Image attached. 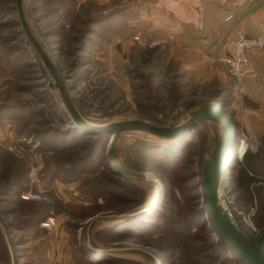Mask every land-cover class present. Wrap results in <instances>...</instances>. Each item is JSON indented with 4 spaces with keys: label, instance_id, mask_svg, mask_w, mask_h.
Masks as SVG:
<instances>
[{
    "label": "rangeland",
    "instance_id": "1",
    "mask_svg": "<svg viewBox=\"0 0 264 264\" xmlns=\"http://www.w3.org/2000/svg\"><path fill=\"white\" fill-rule=\"evenodd\" d=\"M23 1L33 32L66 84L73 85L72 98L92 124L141 118L176 126L202 104H217L228 113L236 122L238 145L242 140L253 145L246 153L261 172L250 189L238 186L236 156L220 188L222 206L254 240L264 233V51L255 56L258 67L253 59V71L238 83L217 57L188 59L167 34L142 28L140 0ZM13 6L16 0H0V264H188L206 253L221 254L217 245L187 259L193 238H204L200 227L208 213H200L202 186L193 189L201 176L182 178L197 164L201 171L222 127L202 123L186 133L179 139L187 144L181 162L168 169L158 165L168 154L153 146L161 140L124 134L116 147L119 165L157 180H129L112 172L110 131L101 132L93 158L75 164L100 133L79 140L69 134L72 118L21 34L17 11L9 10ZM150 48L158 52L150 56L145 53ZM61 141L71 142V148L53 150ZM140 162L153 171L136 169ZM28 193L38 196L23 200ZM50 218L54 225L44 226ZM238 259L226 253L218 264Z\"/></svg>",
    "mask_w": 264,
    "mask_h": 264
},
{
    "label": "water",
    "instance_id": "2",
    "mask_svg": "<svg viewBox=\"0 0 264 264\" xmlns=\"http://www.w3.org/2000/svg\"><path fill=\"white\" fill-rule=\"evenodd\" d=\"M15 9L23 32L34 47L43 64L50 73L52 89H58L62 101L70 114L74 125L86 133L110 131L113 137L108 149L113 170L125 177L153 179L156 178L119 165L116 159V147L120 138L127 133L141 132L155 136L162 142H175L186 133L202 123L215 122L223 129V136L210 156L203 161L200 184L203 188L205 211L217 232L227 245L233 249L246 264H264V233L257 240L252 239L229 216L220 202L219 191L230 166L236 159L239 145L237 142L236 122L217 104H202L189 112V117L176 126H163L141 118H131L96 126L83 117L78 110L71 90L73 85L66 84L56 63L43 47L33 32L25 14L24 1L16 0Z\"/></svg>",
    "mask_w": 264,
    "mask_h": 264
},
{
    "label": "crops",
    "instance_id": "3",
    "mask_svg": "<svg viewBox=\"0 0 264 264\" xmlns=\"http://www.w3.org/2000/svg\"><path fill=\"white\" fill-rule=\"evenodd\" d=\"M140 14L142 28L167 34L192 60L215 59L237 30L251 36L264 30V0H140ZM259 61L254 57L255 67Z\"/></svg>",
    "mask_w": 264,
    "mask_h": 264
},
{
    "label": "trees",
    "instance_id": "4",
    "mask_svg": "<svg viewBox=\"0 0 264 264\" xmlns=\"http://www.w3.org/2000/svg\"><path fill=\"white\" fill-rule=\"evenodd\" d=\"M9 10L11 12L15 11L16 10L15 6L11 7ZM17 24L20 25L19 21L17 22ZM21 34H24L23 31H21ZM156 52H158V48H150V49L145 50V53H148L150 56L154 55ZM68 85H72V84H68ZM68 132H69V134H77L76 136H77L78 140L80 139L81 135H83V137H85L87 135H90V137L92 136L90 133H85L83 130L78 129L75 126L72 129H70ZM96 136H97V139L94 140L92 148L89 151V153H87L85 155H80L78 157L77 163H75V164L79 165L81 162L87 161L88 159L93 158L94 155H96L97 146H100V143L102 142L101 141L102 140V134L101 133L96 134ZM71 141L75 146L74 140L72 139ZM75 141H77V140H75ZM64 143H65V141H61V143L58 144L57 147L53 145V147H52L53 150H58V149L66 150V148H71L70 147L71 142H69L67 145ZM186 145L187 144L184 141H180V140H178L176 142H162L161 141V142L155 143V145L153 144L154 148L159 150L160 154H163L165 156L168 154L165 157L166 158L165 162L164 161H163L164 163L160 162V163H158V165H160V167L165 168V169L173 168L175 162H181V158L183 155L182 148L185 149ZM67 146H69V147H67ZM141 167H144V169H142ZM146 167H148V166L145 165L144 162H140L139 164H137L135 166L136 169L144 170L147 172L153 171L152 169H147ZM148 168H150V167H148ZM183 168H185V167H183ZM112 172L121 178L123 177V178L131 180V177L121 176L113 170H112ZM260 172H261V167L257 166V163L253 160L252 157H250V155L248 153H245L242 161H240L239 168L237 169V178H236L237 179V185L240 187H245L247 189H250L254 180L257 178V175L260 174ZM200 174H201V171H200V168L197 164L196 170L191 172L189 177L183 176L182 179L185 178L184 180H186V181L196 179L197 177H200ZM199 187H201L200 183H195L193 185V189H197ZM7 192L13 193L14 189L9 188V189H7ZM23 200H25V199H23ZM205 212H207V211H205L204 207H202L200 209L201 215H203ZM200 232L202 234L204 233V235H203L204 238H201V240L199 238H197V239L193 238L192 243L190 244L191 249H189L191 253L188 255L187 259H189V258L191 259V257L193 255L195 256L198 253L200 254L203 252H207L208 250L213 251L217 245H219L221 247L222 252H221V254L219 253L218 255H213L210 253L209 254L203 253L204 256L201 258V260H197L198 259L197 258L196 260H193V262L189 261L188 264H218L219 261L222 260L223 254H226V253H229V254L232 253L233 255L239 257V259H238L239 261H236L233 264H246V262L233 249H231L227 245V243L224 241V239L221 237V235L217 232V230L213 226V224H212V222L208 216L205 217V226L200 227ZM214 235H216L220 238L219 241H216L214 239ZM252 239H254V238H252ZM197 240L198 241L200 240V242L196 243ZM231 262L232 261H230L229 263H231ZM223 264H227V261H223Z\"/></svg>",
    "mask_w": 264,
    "mask_h": 264
},
{
    "label": "built area",
    "instance_id": "5",
    "mask_svg": "<svg viewBox=\"0 0 264 264\" xmlns=\"http://www.w3.org/2000/svg\"><path fill=\"white\" fill-rule=\"evenodd\" d=\"M264 51V30L257 36H251L243 31L237 30L233 37L227 39L223 52L217 55V59L221 60L229 75H231L238 83L242 81L253 71V59L254 57ZM130 134V133H127ZM250 147L253 149V145H244L243 140L240 141L239 148H243L244 152L242 156L237 157L238 160L243 159L246 150ZM238 148V149H239ZM239 154V153H238ZM37 194L28 193L23 195L24 199H30L37 197ZM220 202L222 204V193L219 191ZM229 216L235 221L233 213L228 208H224ZM54 219L43 223L46 227L54 225ZM254 230H256L254 228Z\"/></svg>",
    "mask_w": 264,
    "mask_h": 264
},
{
    "label": "bare ground",
    "instance_id": "6",
    "mask_svg": "<svg viewBox=\"0 0 264 264\" xmlns=\"http://www.w3.org/2000/svg\"><path fill=\"white\" fill-rule=\"evenodd\" d=\"M113 137V136H112ZM243 152H244V149L243 148H239L237 153H236V156L239 157V156H242L243 155ZM239 153V154H238Z\"/></svg>",
    "mask_w": 264,
    "mask_h": 264
}]
</instances>
